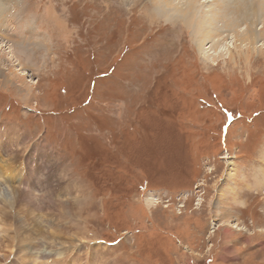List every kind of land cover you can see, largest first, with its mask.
Masks as SVG:
<instances>
[{"label":"rangeland","instance_id":"1","mask_svg":"<svg viewBox=\"0 0 264 264\" xmlns=\"http://www.w3.org/2000/svg\"><path fill=\"white\" fill-rule=\"evenodd\" d=\"M19 1L48 51L0 83V264H264V43L205 59L150 0Z\"/></svg>","mask_w":264,"mask_h":264},{"label":"bare ground","instance_id":"2","mask_svg":"<svg viewBox=\"0 0 264 264\" xmlns=\"http://www.w3.org/2000/svg\"><path fill=\"white\" fill-rule=\"evenodd\" d=\"M150 1L154 5L153 7L158 10L160 17L168 22L178 20L183 23V26L193 36L190 39L193 40L198 53L205 59L212 60L217 57L216 55L221 56V49L223 48L221 42L224 43L228 39L232 40L231 37H234L233 42L242 46H253L261 41L262 44L264 43V0H259L258 4L252 0ZM248 1H250V6L245 7L240 15H236L237 10ZM25 14L26 12L19 0H0V83H20L22 85L23 82L19 77L21 76L25 80L24 76H27L28 73L26 74L21 70L23 64L21 55L34 56L33 54L41 46L45 51H48V45L45 43L47 37H43L44 34L40 35L39 30L29 22L21 25L22 21L27 18ZM239 17L245 21L240 22ZM244 24L246 26L242 27ZM257 25H260L258 29L256 28ZM211 40L210 46L206 48L205 45ZM247 50L252 49L249 47ZM18 75L20 76L18 77ZM29 82L33 84L31 81ZM31 87L30 85L29 88ZM3 194L4 196L0 194V203L11 207L16 192L12 189L9 194L4 192Z\"/></svg>","mask_w":264,"mask_h":264}]
</instances>
